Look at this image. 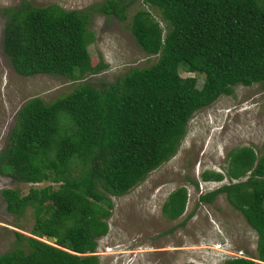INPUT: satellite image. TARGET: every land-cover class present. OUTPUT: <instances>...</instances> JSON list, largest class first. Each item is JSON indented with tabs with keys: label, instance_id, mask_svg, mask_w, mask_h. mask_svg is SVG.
Returning <instances> with one entry per match:
<instances>
[{
	"label": "trees",
	"instance_id": "obj_1",
	"mask_svg": "<svg viewBox=\"0 0 264 264\" xmlns=\"http://www.w3.org/2000/svg\"><path fill=\"white\" fill-rule=\"evenodd\" d=\"M131 1L103 0L83 10L54 4L12 10L0 34L1 53L22 77L72 81L96 73L104 66L89 62V15L123 20L124 3ZM139 1L145 8L133 12L128 31L143 53L156 56L151 64L127 68L100 89L78 84L55 102L34 99L16 111L0 165L16 183L46 184L29 186L23 195L0 190L5 212L19 217L30 207L33 220L28 236L12 232L14 243L0 253V264H97L91 253L106 232L109 196L124 194L172 157L193 112L233 86L264 84V0ZM178 69L189 76L180 77ZM196 74L202 77L198 88ZM223 170L200 174L202 181L227 182L198 200L222 193L255 243L254 256L219 264H264V153L233 148ZM184 201V189H174L160 214L175 219ZM43 235L54 242L40 241Z\"/></svg>",
	"mask_w": 264,
	"mask_h": 264
},
{
	"label": "rangeland",
	"instance_id": "obj_2",
	"mask_svg": "<svg viewBox=\"0 0 264 264\" xmlns=\"http://www.w3.org/2000/svg\"><path fill=\"white\" fill-rule=\"evenodd\" d=\"M102 1L0 0V34L12 10L50 4L63 10H83ZM124 4L123 20L95 12L89 15L87 29L92 34L86 47L89 62L92 65L98 61L104 66L96 73H86L72 81L46 74L22 77L11 70L0 50V154L22 104L34 99L50 104L78 84L100 89L127 68L145 67L154 61L156 56L143 53L128 31L133 12L145 7L139 0ZM147 11L158 21L156 11ZM178 75L189 76L181 69ZM194 76L198 88L202 77ZM263 144L264 84L233 86L230 94L220 95L193 112L174 155L124 194L109 196L111 208L105 220L106 232L95 239L91 253L97 257V264H219L226 254V258L254 256V232L240 213L227 204L223 194H215L209 202L199 201L198 197L227 182L225 178L200 179L202 172L224 173L227 151L251 147L260 156L264 153ZM45 184L16 183L0 165V190L16 189L23 195L29 186L41 188ZM178 187L185 191L183 209L175 219L168 220L160 214V208L167 194ZM4 207L0 197V253L13 245L12 232L28 236L33 223L32 208L26 207L19 217H14ZM39 240L50 243L42 237Z\"/></svg>",
	"mask_w": 264,
	"mask_h": 264
},
{
	"label": "water",
	"instance_id": "obj_3",
	"mask_svg": "<svg viewBox=\"0 0 264 264\" xmlns=\"http://www.w3.org/2000/svg\"><path fill=\"white\" fill-rule=\"evenodd\" d=\"M42 238L48 242H50L49 244H51L52 242H54V237L49 236V235H43Z\"/></svg>",
	"mask_w": 264,
	"mask_h": 264
},
{
	"label": "clouds",
	"instance_id": "obj_4",
	"mask_svg": "<svg viewBox=\"0 0 264 264\" xmlns=\"http://www.w3.org/2000/svg\"><path fill=\"white\" fill-rule=\"evenodd\" d=\"M226 255H227V254H226ZM226 255H225V256H223L224 258H223L222 260L226 259Z\"/></svg>",
	"mask_w": 264,
	"mask_h": 264
},
{
	"label": "built area",
	"instance_id": "obj_5",
	"mask_svg": "<svg viewBox=\"0 0 264 264\" xmlns=\"http://www.w3.org/2000/svg\"><path fill=\"white\" fill-rule=\"evenodd\" d=\"M232 257H238V256H232Z\"/></svg>",
	"mask_w": 264,
	"mask_h": 264
}]
</instances>
